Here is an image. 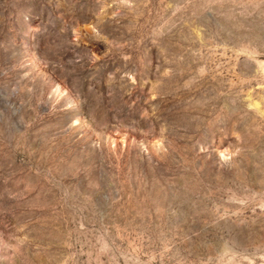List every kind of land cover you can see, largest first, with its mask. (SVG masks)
<instances>
[{
	"label": "rangeland",
	"instance_id": "374dc122",
	"mask_svg": "<svg viewBox=\"0 0 264 264\" xmlns=\"http://www.w3.org/2000/svg\"><path fill=\"white\" fill-rule=\"evenodd\" d=\"M0 264H264V0H0Z\"/></svg>",
	"mask_w": 264,
	"mask_h": 264
}]
</instances>
